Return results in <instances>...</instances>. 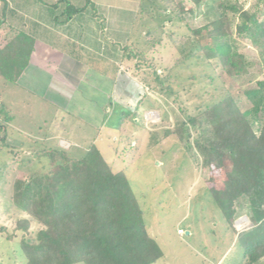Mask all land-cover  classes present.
I'll return each mask as SVG.
<instances>
[{
  "label": "trees",
  "instance_id": "obj_1",
  "mask_svg": "<svg viewBox=\"0 0 264 264\" xmlns=\"http://www.w3.org/2000/svg\"><path fill=\"white\" fill-rule=\"evenodd\" d=\"M147 1L144 11L151 20L157 17L153 12L164 13L157 28L176 49L177 64L189 72L190 79L197 80L192 68H201L205 70L201 77L209 84L220 83L216 98L195 106L192 114L179 108L182 120L167 134L200 170L219 174L228 159L230 167L221 187H208V193L229 230L233 231L235 219L246 216L251 227L236 234V244L245 264H258L264 258V80L245 91L233 81L248 73L240 42L258 50L264 74V20L260 19L264 0H254L252 10L244 9L238 0H187L188 8L173 0ZM216 6L233 14L232 19L219 17ZM67 9L66 23L81 12L70 5ZM187 16L192 20L199 16L205 23L193 28ZM21 35L17 33L0 48V78L12 85H17L33 46L30 37ZM16 40L21 41L17 48L12 46ZM122 53L125 59H137L135 66L141 69L143 53ZM144 64L152 77V91L164 96L171 93L165 84L169 76L161 77L150 63ZM134 113H121L115 130H122ZM11 120L0 100V146L9 151L12 148L5 142ZM121 141H128L121 154L127 149L135 154L134 141L120 137L117 143ZM31 157L41 162V169H27ZM31 157L15 156L6 165V170L17 164L27 172L24 179L12 180L7 201L25 217L14 221L10 234L0 228L8 242L15 233H22L19 250L24 264H155L162 259L124 170H114L95 145L76 158L51 148L33 150ZM33 225L37 227L34 233L30 231Z\"/></svg>",
  "mask_w": 264,
  "mask_h": 264
},
{
  "label": "rangeland",
  "instance_id": "obj_2",
  "mask_svg": "<svg viewBox=\"0 0 264 264\" xmlns=\"http://www.w3.org/2000/svg\"><path fill=\"white\" fill-rule=\"evenodd\" d=\"M30 1L35 4V10L30 8ZM30 1H2L5 5L11 4L20 9L13 21L19 28L26 26L32 29L31 21L36 19L31 16L38 15L44 26L46 22L49 26V21H56L61 29L69 13L67 6L81 9L75 15L82 14L68 26L75 33L76 29H80L77 35H73L78 42L85 39L94 45L97 41L95 47L99 50H94V60L83 57V51H80V60L73 61L74 65L76 61L80 63L79 66L74 67L63 61L59 67L63 70L87 67L94 72H105V80L98 79L90 71L85 80L88 85L110 94V110L105 113L102 126L95 127L87 114L56 107L43 98L44 90L49 87L50 75L32 74L29 82L23 86L12 85L0 78V100L12 117L5 142L12 151L0 146V228L10 234L14 221L25 217L7 203L12 180L24 179L27 175L26 171L18 169L17 164L5 169L15 156L25 160L23 158L31 157L33 150L51 148L63 149L76 158L91 145H95L114 170H124L148 232L163 254L162 259L155 264H245L236 244V234L249 229L251 224L243 215L234 220L233 231L229 230L208 193V187H221L224 172L230 167L228 159L224 161L219 174L210 169L200 170L175 138L167 134L182 120L179 108L192 114L195 106L216 98L220 92V83L216 81L213 85L209 84L201 77L205 72L201 68H192L197 79L193 81L189 72L177 64L176 49L157 28L164 20V13L153 12L154 17H157L151 20L144 11L149 4L147 0H89L88 3L86 0ZM173 1L189 7L187 0ZM238 1L246 10H252L255 4L254 0ZM160 4L163 6L162 2ZM215 9L219 17H233L223 7L216 6ZM10 13L8 8L0 10V18L6 19ZM260 19L264 20V14ZM186 21L193 28L205 23L199 16L195 20L187 16ZM149 33L154 36L149 37ZM24 35L27 34L22 33L21 36ZM66 38L71 37L68 34ZM7 39V36L0 34V45ZM46 39L51 40L48 37ZM150 41L154 42L152 46L148 44ZM100 42L107 46L106 49L104 47L105 54L111 49L112 60L98 57L102 54L98 51L103 50L99 47ZM55 43L64 53L71 48L61 46L65 43L64 38H58ZM20 44L21 41L16 40L12 46L17 48ZM239 46V52L249 65L248 73L233 83L239 90L245 91L255 88L256 81L264 80V74L259 67L258 50L247 42H240ZM10 50L7 52L10 53ZM123 50L130 55L143 53L141 69L135 66L137 59H125V55L121 60ZM73 55H77V50ZM145 62L150 63L161 77L169 76L165 84L169 85L171 93L164 96L152 91V77L149 76ZM58 84L63 85L62 82ZM85 87L80 85L78 95L85 96ZM134 111L133 119L126 120L123 129L116 131L121 113ZM120 137L134 141L132 145L136 144L135 154L129 149L121 154L120 150L128 147V141L117 143ZM31 158L27 169H41V162ZM129 161L131 164L127 165ZM36 228L33 225L30 231L34 233ZM178 231H182V235ZM21 235V232L15 233L8 242L5 235L0 233V264H24L19 250ZM258 264H264V258Z\"/></svg>",
  "mask_w": 264,
  "mask_h": 264
},
{
  "label": "crops",
  "instance_id": "obj_3",
  "mask_svg": "<svg viewBox=\"0 0 264 264\" xmlns=\"http://www.w3.org/2000/svg\"><path fill=\"white\" fill-rule=\"evenodd\" d=\"M2 1L11 3V0H0V10L8 8L11 13L8 17H6V19L4 17L2 18L3 24L0 27V34H3L5 37L7 36L8 39L4 42L3 45H0V48L5 46L11 40V38L18 33L19 30H22V33L27 34L26 36L30 37L33 40L32 51L29 55L28 64L18 78L17 85L23 86L24 83L29 82L28 79L30 78V76H32V74L42 75L44 73L50 75L51 78L49 81V87L44 90L43 98L54 104L56 107H62L63 109L68 110L71 109L76 113L81 111L83 114L85 113L88 115L89 119L95 127H101L105 118V113L110 110L108 108L110 105V94L108 93L107 95L103 90L88 85L85 78L90 71L96 77H98V79L105 80V72H100L99 70H96L94 72L92 71V68L88 69L87 67H80L78 68V70H75V68H67L63 70L59 67L60 63L63 61H67V63H71L74 65V60H80V58H78L80 56V51H83V57H91L94 60V50H99L97 47H95L97 46L95 44L97 41H95L94 45L92 43L89 44V42H87L85 39H83V41H81L80 43L77 41V38H75V36L73 37V35L78 34V30L80 29H76L75 33V31H72L68 25L82 13L73 15L67 23L61 26V29L56 21H49V26H47L46 22V26H44V22L43 20H41V16L38 15L31 16L32 19H36L34 21H31V23H33L31 25L32 29L27 28L26 26L19 28L14 24L13 21L15 18H17L16 14L20 11V9L13 5L11 6V4L10 6L5 5ZM29 4L30 8L35 10V4L31 3V1ZM103 31L104 30H102L101 34L103 33ZM82 33L86 34V32ZM68 34L71 38H66ZM46 37L50 38L51 40L47 41ZM58 38H64L65 43L61 44V46L63 45V48H65V46L71 47L70 50H65L67 51V53H64V50L62 48H59L55 43ZM100 43L101 44H99V47L101 48V50L103 49V52L98 51L102 53L99 54L98 57L103 60L105 57H107V61L112 60V53L110 51L111 49H108L107 54H105L104 47L106 49L107 46L103 42ZM108 48H110V46ZM76 50L77 55L74 56L73 53ZM122 57L123 56L121 54V60ZM79 65L80 63L76 61L74 67ZM68 66L69 65L67 64V67ZM83 66H86V64ZM107 79L109 80V77H107ZM58 82H62L63 85L58 84ZM64 82L68 84H64ZM65 85L67 86L65 87ZM80 85L86 86V90H84L85 96H82L81 94L78 95L77 93ZM64 91L65 93H63ZM246 220L248 221L247 218Z\"/></svg>",
  "mask_w": 264,
  "mask_h": 264
},
{
  "label": "built area",
  "instance_id": "obj_4",
  "mask_svg": "<svg viewBox=\"0 0 264 264\" xmlns=\"http://www.w3.org/2000/svg\"><path fill=\"white\" fill-rule=\"evenodd\" d=\"M178 233L182 235V231H178Z\"/></svg>",
  "mask_w": 264,
  "mask_h": 264
}]
</instances>
